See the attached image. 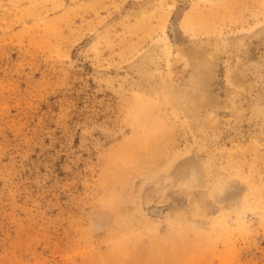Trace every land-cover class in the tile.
Instances as JSON below:
<instances>
[{
	"label": "rangeland",
	"instance_id": "374dc122",
	"mask_svg": "<svg viewBox=\"0 0 264 264\" xmlns=\"http://www.w3.org/2000/svg\"><path fill=\"white\" fill-rule=\"evenodd\" d=\"M0 264H264V0H0Z\"/></svg>",
	"mask_w": 264,
	"mask_h": 264
}]
</instances>
